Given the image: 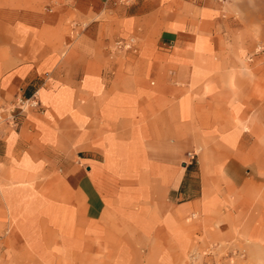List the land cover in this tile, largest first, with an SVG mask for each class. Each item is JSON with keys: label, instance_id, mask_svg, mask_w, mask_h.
Listing matches in <instances>:
<instances>
[{"label": "rangeland", "instance_id": "rangeland-1", "mask_svg": "<svg viewBox=\"0 0 264 264\" xmlns=\"http://www.w3.org/2000/svg\"><path fill=\"white\" fill-rule=\"evenodd\" d=\"M95 8L80 19L81 37L110 42L109 60L137 56L142 41L182 42L211 59L207 73L250 77L251 106L239 125L251 138L241 152L232 147L236 156L257 158L243 184L223 177L219 191L204 193L201 156H224V149L193 145L177 165L184 172L181 186L166 200L173 216L93 230L75 212L79 177L73 172H87L82 156H3L6 135L41 120L39 92L57 83L42 64H16L14 52L2 48L0 264H264V0H96Z\"/></svg>", "mask_w": 264, "mask_h": 264}, {"label": "crops", "instance_id": "crops-1", "mask_svg": "<svg viewBox=\"0 0 264 264\" xmlns=\"http://www.w3.org/2000/svg\"><path fill=\"white\" fill-rule=\"evenodd\" d=\"M95 1L0 0V49L12 50L16 64H42L57 83L39 92L41 120L6 135L3 156H82L75 212L105 232L173 216L166 200L181 186L177 165L193 145H221L225 154L201 156L202 192L219 191L223 177L243 184L257 156H236L232 146L241 152L251 138L239 125L251 78L207 73L211 59L182 42L142 41L137 56L109 60L110 42L81 37L80 19L96 14Z\"/></svg>", "mask_w": 264, "mask_h": 264}]
</instances>
